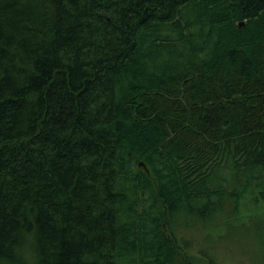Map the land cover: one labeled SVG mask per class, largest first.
Wrapping results in <instances>:
<instances>
[{
  "label": "trees",
  "instance_id": "obj_1",
  "mask_svg": "<svg viewBox=\"0 0 264 264\" xmlns=\"http://www.w3.org/2000/svg\"><path fill=\"white\" fill-rule=\"evenodd\" d=\"M240 207L264 0H0V264H197L178 215Z\"/></svg>",
  "mask_w": 264,
  "mask_h": 264
},
{
  "label": "rangeland",
  "instance_id": "obj_2",
  "mask_svg": "<svg viewBox=\"0 0 264 264\" xmlns=\"http://www.w3.org/2000/svg\"><path fill=\"white\" fill-rule=\"evenodd\" d=\"M228 212L213 210L204 220L178 215L172 229L182 253L197 264H264V208Z\"/></svg>",
  "mask_w": 264,
  "mask_h": 264
},
{
  "label": "water",
  "instance_id": "obj_3",
  "mask_svg": "<svg viewBox=\"0 0 264 264\" xmlns=\"http://www.w3.org/2000/svg\"><path fill=\"white\" fill-rule=\"evenodd\" d=\"M242 25H243V23H240V24H239V26H242Z\"/></svg>",
  "mask_w": 264,
  "mask_h": 264
},
{
  "label": "bare ground",
  "instance_id": "obj_4",
  "mask_svg": "<svg viewBox=\"0 0 264 264\" xmlns=\"http://www.w3.org/2000/svg\"><path fill=\"white\" fill-rule=\"evenodd\" d=\"M197 51V50H196ZM174 60V59H173ZM186 73V72H185Z\"/></svg>",
  "mask_w": 264,
  "mask_h": 264
}]
</instances>
